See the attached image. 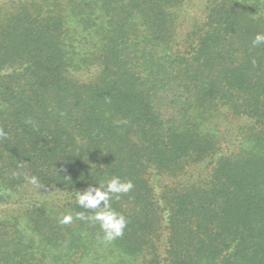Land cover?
Listing matches in <instances>:
<instances>
[{"label":"trees","instance_id":"obj_1","mask_svg":"<svg viewBox=\"0 0 264 264\" xmlns=\"http://www.w3.org/2000/svg\"><path fill=\"white\" fill-rule=\"evenodd\" d=\"M257 33L264 0H0V264H264ZM112 176L109 242L75 192Z\"/></svg>","mask_w":264,"mask_h":264},{"label":"clouds","instance_id":"obj_2","mask_svg":"<svg viewBox=\"0 0 264 264\" xmlns=\"http://www.w3.org/2000/svg\"><path fill=\"white\" fill-rule=\"evenodd\" d=\"M258 15L256 13L254 16ZM264 44V33H257L252 41V46L257 47ZM95 71V70H93ZM0 137L6 138L7 133L0 129ZM30 183H38L36 177L30 178ZM131 181H123L119 176L102 180L99 184H89L86 189L75 192L76 203L85 210H90L93 214L85 217L84 213L76 214L77 219H90L98 222L104 233L105 241H113L123 235L127 226V219L124 215L112 209L110 201L113 197L119 198L120 194H125L132 189ZM73 220L71 213L64 215L60 223L67 224Z\"/></svg>","mask_w":264,"mask_h":264}]
</instances>
